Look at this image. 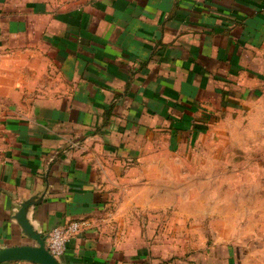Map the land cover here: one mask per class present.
I'll use <instances>...</instances> for the list:
<instances>
[{
	"label": "crops",
	"instance_id": "obj_1",
	"mask_svg": "<svg viewBox=\"0 0 264 264\" xmlns=\"http://www.w3.org/2000/svg\"><path fill=\"white\" fill-rule=\"evenodd\" d=\"M263 97L264 0H0V249L35 244V200L42 234L90 223L61 264H155L109 234L107 182Z\"/></svg>",
	"mask_w": 264,
	"mask_h": 264
},
{
	"label": "rangeland",
	"instance_id": "obj_2",
	"mask_svg": "<svg viewBox=\"0 0 264 264\" xmlns=\"http://www.w3.org/2000/svg\"><path fill=\"white\" fill-rule=\"evenodd\" d=\"M146 157L107 182L119 247L155 264H264V97Z\"/></svg>",
	"mask_w": 264,
	"mask_h": 264
},
{
	"label": "water",
	"instance_id": "obj_3",
	"mask_svg": "<svg viewBox=\"0 0 264 264\" xmlns=\"http://www.w3.org/2000/svg\"><path fill=\"white\" fill-rule=\"evenodd\" d=\"M35 200L26 201L16 217L24 230V235L35 242L34 245H21L0 249V264L27 261L34 264H61L47 248L49 233L38 232L28 218L29 210L35 206Z\"/></svg>",
	"mask_w": 264,
	"mask_h": 264
},
{
	"label": "built area",
	"instance_id": "obj_4",
	"mask_svg": "<svg viewBox=\"0 0 264 264\" xmlns=\"http://www.w3.org/2000/svg\"><path fill=\"white\" fill-rule=\"evenodd\" d=\"M89 227L90 223L86 219H77L57 225L49 233L50 235L47 239V248L49 252L60 260L65 255L71 240Z\"/></svg>",
	"mask_w": 264,
	"mask_h": 264
}]
</instances>
